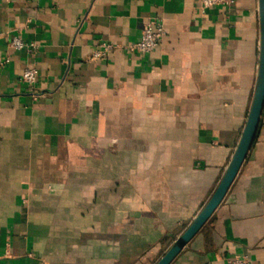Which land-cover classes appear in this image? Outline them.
Masks as SVG:
<instances>
[{"label": "crops", "instance_id": "1", "mask_svg": "<svg viewBox=\"0 0 264 264\" xmlns=\"http://www.w3.org/2000/svg\"><path fill=\"white\" fill-rule=\"evenodd\" d=\"M150 19L160 44L130 50ZM259 55V0H0V264H155L225 172ZM236 256L264 264V109L225 198L170 264Z\"/></svg>", "mask_w": 264, "mask_h": 264}, {"label": "water", "instance_id": "2", "mask_svg": "<svg viewBox=\"0 0 264 264\" xmlns=\"http://www.w3.org/2000/svg\"><path fill=\"white\" fill-rule=\"evenodd\" d=\"M260 55L251 107L234 153L215 190L187 228L178 235L155 264H170L201 230L225 198L255 141L264 109V0H259Z\"/></svg>", "mask_w": 264, "mask_h": 264}, {"label": "built area", "instance_id": "3", "mask_svg": "<svg viewBox=\"0 0 264 264\" xmlns=\"http://www.w3.org/2000/svg\"><path fill=\"white\" fill-rule=\"evenodd\" d=\"M235 0H199V8L204 11L213 6H231ZM166 31L161 20L150 19L144 26L142 37L137 42L131 44L129 49L146 54L152 52L160 44L165 36ZM12 46L17 49L34 47V44H25L20 38H14L11 42ZM113 49L112 45H106L103 49L95 53V58L104 56ZM38 76V71L34 68H27L22 75V80L28 84L33 85ZM227 264H254L246 257L236 256L227 261Z\"/></svg>", "mask_w": 264, "mask_h": 264}]
</instances>
